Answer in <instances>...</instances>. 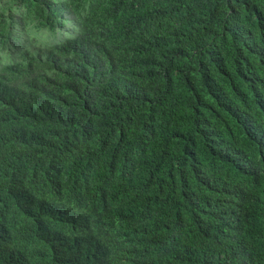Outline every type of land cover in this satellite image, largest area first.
Masks as SVG:
<instances>
[{
	"label": "trees",
	"instance_id": "16d2710c",
	"mask_svg": "<svg viewBox=\"0 0 264 264\" xmlns=\"http://www.w3.org/2000/svg\"><path fill=\"white\" fill-rule=\"evenodd\" d=\"M0 9V264H264V0Z\"/></svg>",
	"mask_w": 264,
	"mask_h": 264
},
{
	"label": "clouds",
	"instance_id": "9594fccd",
	"mask_svg": "<svg viewBox=\"0 0 264 264\" xmlns=\"http://www.w3.org/2000/svg\"><path fill=\"white\" fill-rule=\"evenodd\" d=\"M9 7H13V5L10 3ZM0 11H4L5 14H7V9H0ZM13 11H15V8H13ZM39 31H41L44 34L45 39L42 43H36V46L44 47V48H51L54 43H58V41L52 40V33L49 31L48 28H46V27L41 28V29H39ZM57 31H59V30H57ZM64 36H65L66 40L73 39V37L67 33H65ZM31 39H34V37H31ZM0 58H2V57H0ZM3 63L8 64L9 61L6 58H3Z\"/></svg>",
	"mask_w": 264,
	"mask_h": 264
},
{
	"label": "rangeland",
	"instance_id": "374dc122",
	"mask_svg": "<svg viewBox=\"0 0 264 264\" xmlns=\"http://www.w3.org/2000/svg\"><path fill=\"white\" fill-rule=\"evenodd\" d=\"M38 33H39V36H40V37H44V34H43L41 31L38 32ZM29 36H31V34H30ZM38 41H40V40H38ZM3 58H5V57H3ZM3 58L0 59V63L3 62V61H2Z\"/></svg>",
	"mask_w": 264,
	"mask_h": 264
}]
</instances>
